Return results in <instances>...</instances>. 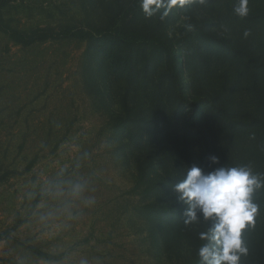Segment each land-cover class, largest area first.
<instances>
[{"label": "rangeland", "instance_id": "374dc122", "mask_svg": "<svg viewBox=\"0 0 264 264\" xmlns=\"http://www.w3.org/2000/svg\"><path fill=\"white\" fill-rule=\"evenodd\" d=\"M237 3L147 16L141 0H0V264H200L215 220L196 209L185 223L175 186L188 168L217 171L208 153L221 146L264 179L263 132L220 129L260 115L250 69L221 39L264 52V0L243 18ZM218 93L226 106L205 114ZM256 204L241 264H264Z\"/></svg>", "mask_w": 264, "mask_h": 264}, {"label": "clouds", "instance_id": "9594fccd", "mask_svg": "<svg viewBox=\"0 0 264 264\" xmlns=\"http://www.w3.org/2000/svg\"><path fill=\"white\" fill-rule=\"evenodd\" d=\"M189 0H141V7L151 16L162 7L188 3ZM205 3V0H200ZM249 0H238L233 11L241 18L249 13ZM250 35L244 32V37ZM215 161L216 158L213 157ZM258 175L246 166L220 168L210 174H203L197 166L188 168L186 178L175 186L187 203V224L198 220L196 209L205 219L214 218V226L201 232L199 239L207 241L197 251L200 264H241V256H246L248 248L243 240L247 228L255 226L259 206L253 202L255 190L261 188Z\"/></svg>", "mask_w": 264, "mask_h": 264}, {"label": "trees", "instance_id": "16d2710c", "mask_svg": "<svg viewBox=\"0 0 264 264\" xmlns=\"http://www.w3.org/2000/svg\"><path fill=\"white\" fill-rule=\"evenodd\" d=\"M261 15H264V12H261ZM255 17V16H254ZM260 15H257L256 18L259 19ZM264 17V16H263ZM191 24H194V27H196L198 29V31H203L204 30V25L203 24H198L196 21H193ZM157 38L154 35L152 38V42H156ZM150 41V42H151ZM222 42H224L225 44V48L227 47L229 50L231 51H235L237 53V72H240L239 69H243V68H248L250 69V73L249 74V82L252 85V92L255 96V98L258 101V104L260 106V115L256 116V117H252L251 119H245V120H234L230 123V127L229 128H223L221 127V132H225L226 136L229 134L230 130H234L236 131L238 134H243V132L247 131V130H253L254 128H256V130L262 131L263 135H264V52H248L242 48H239L236 46V44H232L230 42H226L225 38L221 39ZM159 42V40L157 41ZM142 46H145V44H143ZM165 52L169 53V48L165 47ZM179 61V65H183V59L180 56L176 57ZM115 60V57L113 56H108V62L107 60H103V65L104 66H112L111 63H113ZM240 65V67H239ZM175 69V68H174ZM185 70L183 72L186 71V68H184ZM105 71H107V69H105ZM174 78V83L177 85L178 84V76L176 74V70H174V74L172 75ZM238 80H241V75L238 77ZM180 84V83H179ZM181 86V84H180ZM177 95L173 97V102H184L186 99H184L183 94L179 89H177ZM217 98L219 99L220 103L219 106L217 108H214L213 105L210 103V110H208V112L206 111L205 114L207 113H213L212 110H214L215 112L218 111L219 109H224V106H226V100H224L222 98V95L220 93L217 94ZM190 107L192 106V104L190 103L189 105ZM180 106L177 105V108H179ZM227 108V107H226ZM173 115L175 116L174 118L176 119V108L173 109L172 111ZM204 114V115H205ZM217 122V121H216ZM218 124V123H216ZM195 125H197L196 121H195ZM175 131V129H174ZM224 149L223 147H215L214 150H212V152H210V154L208 153V160H209V164L211 165L212 168H214V166L212 165H216L217 169L220 168H231L232 167H238L235 162H232L231 159H229L226 156V153L223 152ZM225 153V157H223V154ZM213 157L216 158V160H213ZM226 158V161L225 159ZM226 163V164H225ZM262 183H264V179L261 181ZM253 202L257 203V202H264V187H261L257 190L254 191L253 196H252Z\"/></svg>", "mask_w": 264, "mask_h": 264}]
</instances>
